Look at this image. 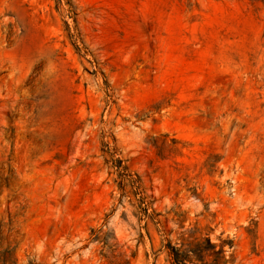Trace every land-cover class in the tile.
<instances>
[{
  "label": "rangeland",
  "instance_id": "rangeland-1",
  "mask_svg": "<svg viewBox=\"0 0 264 264\" xmlns=\"http://www.w3.org/2000/svg\"><path fill=\"white\" fill-rule=\"evenodd\" d=\"M0 221L18 264H264V2L0 0Z\"/></svg>",
  "mask_w": 264,
  "mask_h": 264
},
{
  "label": "trees",
  "instance_id": "trees-1",
  "mask_svg": "<svg viewBox=\"0 0 264 264\" xmlns=\"http://www.w3.org/2000/svg\"><path fill=\"white\" fill-rule=\"evenodd\" d=\"M10 225L0 221V264H18L15 247L10 242L4 244L11 231ZM197 233V230L185 231L180 234L179 243L173 246L168 243L173 264H234L226 258L222 249L217 250V246L209 238L198 237Z\"/></svg>",
  "mask_w": 264,
  "mask_h": 264
}]
</instances>
